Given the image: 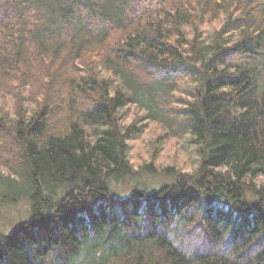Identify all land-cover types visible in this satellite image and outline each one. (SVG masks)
Returning a JSON list of instances; mask_svg holds the SVG:
<instances>
[{
    "label": "trees",
    "instance_id": "trees-1",
    "mask_svg": "<svg viewBox=\"0 0 264 264\" xmlns=\"http://www.w3.org/2000/svg\"><path fill=\"white\" fill-rule=\"evenodd\" d=\"M0 165V264H264V0H0Z\"/></svg>",
    "mask_w": 264,
    "mask_h": 264
},
{
    "label": "rangeland",
    "instance_id": "rangeland-1",
    "mask_svg": "<svg viewBox=\"0 0 264 264\" xmlns=\"http://www.w3.org/2000/svg\"><path fill=\"white\" fill-rule=\"evenodd\" d=\"M25 93H27L28 91H24ZM10 105V104H9ZM146 136L145 144L138 146L137 148L135 147L134 150L135 154H136V158L143 160H149L151 153H150V145H151V140L149 139V137ZM12 139V141H15L13 138L14 137H10ZM144 150V153L143 151ZM149 150V151H148ZM173 152L170 150H167L164 153V158H161L158 162H170L168 159L169 156L172 155V159H174V155L172 154ZM178 157H180V155H177ZM181 159V157H180ZM178 159V163L180 164L182 162V160ZM3 160V157H2ZM141 160H139V162H141ZM177 161V160H176ZM165 163V162H164ZM2 165V164H1ZM0 165V172L2 171V166ZM187 169V168H185ZM149 180H147V184L148 185H154V182L151 180L150 182H148ZM112 189L114 191V194L117 197H126L129 195V192L131 191V186L130 185H112ZM29 210H30V202L27 198H18L16 200H10L8 198H6L4 196V194L2 195L0 193V236H8L10 234H12L17 228L18 226L25 221V219H28L29 217Z\"/></svg>",
    "mask_w": 264,
    "mask_h": 264
},
{
    "label": "bare ground",
    "instance_id": "bare-ground-1",
    "mask_svg": "<svg viewBox=\"0 0 264 264\" xmlns=\"http://www.w3.org/2000/svg\"><path fill=\"white\" fill-rule=\"evenodd\" d=\"M27 220H28V219H25V221H27ZM25 221H23V222H25ZM23 222H22V223H23ZM22 223H21V224H22ZM21 224H20V225H21ZM20 225H19V226H20ZM19 226H18V228H19ZM18 228H17V229H18ZM17 229H16V230H17ZM16 230H15V231H16ZM15 231H14V232H15ZM14 232H13V233H14ZM13 233H12V234H13ZM12 234H10V235H12ZM10 235H8V236H10Z\"/></svg>",
    "mask_w": 264,
    "mask_h": 264
}]
</instances>
